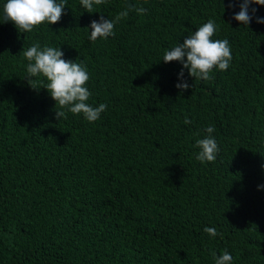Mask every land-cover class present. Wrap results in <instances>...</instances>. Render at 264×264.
Masks as SVG:
<instances>
[{"label":"trees","instance_id":"1","mask_svg":"<svg viewBox=\"0 0 264 264\" xmlns=\"http://www.w3.org/2000/svg\"><path fill=\"white\" fill-rule=\"evenodd\" d=\"M0 0V264H264V5L233 19L243 0H106L89 13L67 0L61 20L20 33ZM231 3L235 7L230 6ZM115 35L89 40L92 20ZM257 11L253 14L252 9ZM215 21L232 60L183 91L165 49ZM89 28V30L85 29ZM39 42L86 65L95 122L60 109L27 79L21 52ZM189 119L191 123L185 124ZM214 127V162L196 140ZM199 134V135H197ZM213 227L221 235L204 232Z\"/></svg>","mask_w":264,"mask_h":264},{"label":"clouds","instance_id":"2","mask_svg":"<svg viewBox=\"0 0 264 264\" xmlns=\"http://www.w3.org/2000/svg\"><path fill=\"white\" fill-rule=\"evenodd\" d=\"M106 3V0H81V5L87 12H94V5ZM250 4L264 5V0H243L240 4V11L234 13L233 19L247 26L252 20L249 15ZM67 0H6L3 5V22L11 21L20 33H28L45 22L49 25L58 23L63 15ZM230 6L235 7L234 3ZM130 11H135L138 15H144L147 12L143 6L128 4L125 9L119 12L114 19H105L100 16L99 21L92 20L90 24L89 40L95 42L99 39H107L115 35V26L122 19L128 17ZM257 10L252 9L254 14ZM257 23H264V18H257ZM89 30V28H85ZM217 31V25L214 20L209 19L207 23L198 27V30L191 32L183 43H179L170 49H165L163 61L170 63L179 61L183 68L179 73L182 83H177L176 87L183 91L188 90L191 85L184 80V71L187 69L189 75L195 80H211L213 70L226 71L230 67L232 60L231 45L227 39H213ZM24 59L28 61L26 66L27 79L29 84L35 87L36 80L32 78L44 77L47 83L43 86L56 101L60 109L56 110V118L67 119V113L73 115L83 114L89 122H95L100 119L101 114L107 109V105L100 103L98 106H92L88 100L92 93L87 87L90 80V74L85 64L77 61L64 59V52L60 48L53 46H43L37 42L30 47L24 48L21 52ZM185 124L191 123L189 119L184 120ZM206 135L202 139L196 140V147L200 149L196 159L200 162H214L219 152V146L212 136L214 127L205 129ZM199 135V134H197ZM264 188V185L258 186ZM204 232L211 237H216L218 233L213 227H205ZM215 264H232L233 257L224 250L221 255L213 253Z\"/></svg>","mask_w":264,"mask_h":264}]
</instances>
